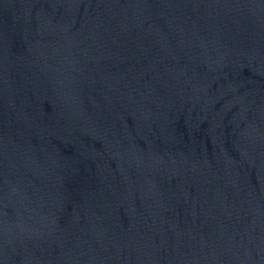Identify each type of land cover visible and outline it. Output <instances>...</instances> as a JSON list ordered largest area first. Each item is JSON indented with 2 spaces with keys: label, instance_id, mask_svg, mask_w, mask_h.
<instances>
[{
  "label": "water",
  "instance_id": "water-1",
  "mask_svg": "<svg viewBox=\"0 0 264 264\" xmlns=\"http://www.w3.org/2000/svg\"><path fill=\"white\" fill-rule=\"evenodd\" d=\"M0 264H264V0H0Z\"/></svg>",
  "mask_w": 264,
  "mask_h": 264
}]
</instances>
